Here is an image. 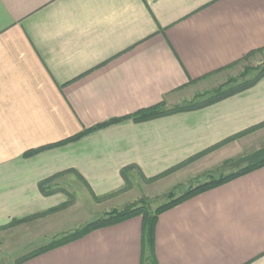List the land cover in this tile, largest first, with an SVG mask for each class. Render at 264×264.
<instances>
[{
	"label": "crops",
	"instance_id": "0c3cea01",
	"mask_svg": "<svg viewBox=\"0 0 264 264\" xmlns=\"http://www.w3.org/2000/svg\"><path fill=\"white\" fill-rule=\"evenodd\" d=\"M263 48L264 0H0V229L80 187L92 199L117 194L194 159L166 178H200L234 141L218 146L264 124V78L199 110L131 117L212 90ZM56 214L35 221L52 225ZM142 230L136 217L24 264H141ZM155 256L264 264V167L161 214Z\"/></svg>",
	"mask_w": 264,
	"mask_h": 264
},
{
	"label": "rangeland",
	"instance_id": "374dc122",
	"mask_svg": "<svg viewBox=\"0 0 264 264\" xmlns=\"http://www.w3.org/2000/svg\"><path fill=\"white\" fill-rule=\"evenodd\" d=\"M261 65H264V53L256 54L250 59L229 69L221 77H216L215 79H218V81L212 84L213 89H217L223 84H226L230 78L239 77L247 67L256 68ZM203 93L197 94L194 97H184L186 99L182 102L180 101L177 106L186 105ZM243 138L234 141L233 144L221 150L210 164H203L202 168L198 170L199 175H202L200 178H192L195 172L192 173L191 171L188 178L187 176L182 178L185 179V182L180 186L179 184L183 181L173 187L170 185V182L180 177L166 178L164 176L166 179L163 182L160 180H163L164 177L157 180L146 179L147 181L141 178H131L130 180L127 179L128 183H126L124 190L120 193L103 197H93V199L81 187L77 189L70 188V191H77L76 194H68L67 202H71L69 206L49 214H59V216L53 218L57 219L55 224L47 226L38 225L35 220L43 218V216L32 220L35 221L32 223L33 225H25L31 222L29 221L16 225L11 224L0 230V264H17L19 259L32 254L33 251L41 249L43 246L45 247L53 240L84 227L97 218L104 217L106 213L121 211L126 207L141 202L148 204L151 211L154 212L158 207L170 201L172 199L170 197L171 195L179 197L191 188L204 183L209 178H218L233 173L235 168H232V165L237 160L254 153L258 149L264 148V129L256 135L250 137L245 136ZM203 168H209L207 169L209 171L203 172ZM52 234H56V237H53Z\"/></svg>",
	"mask_w": 264,
	"mask_h": 264
},
{
	"label": "trees",
	"instance_id": "16d2710c",
	"mask_svg": "<svg viewBox=\"0 0 264 264\" xmlns=\"http://www.w3.org/2000/svg\"><path fill=\"white\" fill-rule=\"evenodd\" d=\"M264 53V48L259 49L256 51L251 52L249 55H247L242 61L239 63H236L228 69H231L238 64H240L243 61H246L250 59L251 57L255 56L256 54ZM264 78V65L258 66L256 68L253 67H247L243 73L239 77L236 78H230L226 84H223L222 86L218 87L217 89H213L210 91H207L203 93L202 95H198L195 97V99L187 103L186 105L182 106H175L172 108H169L166 104L162 103L159 106H156L152 109H148L145 111H142L133 117H131L133 120L137 122H144L149 121L157 118H162L166 116H170L173 114L181 113V112H188V111H194L199 110L214 104H217L219 102H222L232 96H235L239 93H242L244 91H247L254 86H256L262 79ZM122 120H113L107 123H104L103 125H100L96 128L84 131L81 135L63 143H69L73 141H77L83 136L93 133L95 131L101 130L105 127L117 124L121 122ZM264 127L263 125H260L259 127H255L253 129H250L240 135H237L230 139V141L225 142L224 144L218 146L220 148L221 146L233 142L235 140L241 139L258 129ZM216 148L212 149L210 152H213L216 150ZM40 151H36L35 153H38ZM209 153V152H208ZM207 153H205L206 155ZM204 156V154H202ZM200 157V156H199ZM198 157V158H199ZM195 160V159H194ZM194 160L184 163L183 165H180L171 171L166 172L162 177L154 178L155 180L163 178L164 176L170 175L177 170L181 169L183 166L193 162ZM264 167V160L256 163V164H248L244 165L240 168H235L233 173L226 175V176H220L218 178H209L204 183L199 184L198 186L191 188L189 191L183 193L179 197H175L174 195H171L172 198L170 201L164 203L160 207H158L154 212L151 211L148 204L141 202L138 204H135L133 206L126 207L125 209L121 211H113L110 213H106L104 217L97 218L84 227L77 229L76 231L67 234L65 236L60 237L59 239L53 240L50 244H48L45 247H42L41 249H38L34 251L32 254L27 255L23 257L22 259H19L17 261V264H23L24 262H27L35 257H38L44 253H47L49 251H52L54 249L63 247L65 245H68L70 243L76 242L78 240H81L82 238L88 236L89 234L95 232L96 230L111 227L117 224H121L123 222H126L130 219L141 217L143 219V230H142V238H143V256H142V262L141 264H157L156 263V256H155V229L156 224L158 222V219L161 214L164 212H167L180 204L200 195L205 192L214 190L218 187H221L237 178H240L242 176L248 175L255 170L261 169ZM153 179V180H154ZM50 192H48L45 188L43 190L44 195H48ZM174 196V197H172ZM71 202H66L64 205L51 209L45 213L35 215L33 217H30L25 220H17L12 223V225L20 224V223H26L32 220H35L37 218L47 216L49 214L55 213L56 211L60 209L67 208ZM11 225V224H10ZM4 228V227H3ZM2 228V229H3ZM0 229V230H2Z\"/></svg>",
	"mask_w": 264,
	"mask_h": 264
},
{
	"label": "water",
	"instance_id": "95a60500",
	"mask_svg": "<svg viewBox=\"0 0 264 264\" xmlns=\"http://www.w3.org/2000/svg\"><path fill=\"white\" fill-rule=\"evenodd\" d=\"M262 160H264V148L258 149L254 153L240 158L232 165V168H240L244 165L256 164Z\"/></svg>",
	"mask_w": 264,
	"mask_h": 264
}]
</instances>
